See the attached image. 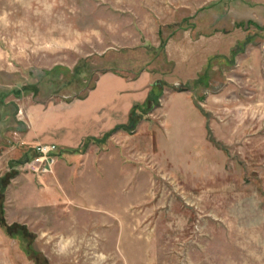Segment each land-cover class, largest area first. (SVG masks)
<instances>
[{
  "label": "rangeland",
  "instance_id": "obj_1",
  "mask_svg": "<svg viewBox=\"0 0 264 264\" xmlns=\"http://www.w3.org/2000/svg\"><path fill=\"white\" fill-rule=\"evenodd\" d=\"M104 71L152 73L150 147L83 149L93 169L118 151L115 173L20 170L26 110ZM2 144L0 264H264V0H0Z\"/></svg>",
  "mask_w": 264,
  "mask_h": 264
},
{
  "label": "crops",
  "instance_id": "obj_2",
  "mask_svg": "<svg viewBox=\"0 0 264 264\" xmlns=\"http://www.w3.org/2000/svg\"><path fill=\"white\" fill-rule=\"evenodd\" d=\"M151 75L149 71H143L135 78H127L114 71H104L100 73L93 88H90L84 97L76 98L65 105L39 104L26 110L29 123L28 127L24 128L22 125L20 128L21 137L29 145L28 147L37 143H55L69 150L68 157L58 160L56 172H120L118 168H115L120 160L117 150H115L117 152L111 151V154L103 150L101 154H95L93 169L91 168L93 156L83 149L91 143L100 148L105 137L111 135V140H114L121 134L127 136L125 139L128 142L150 147L153 141L151 133L142 135L144 138H141L142 136H137L139 132L136 131L139 125L138 128L131 130L121 126H127L130 123L133 111L144 112L149 108L153 93ZM172 93L186 95L185 97L189 98L187 102L189 108L202 115L192 98V90L172 91L170 94ZM138 115V124L142 128L145 124L141 122L142 120L140 121V115ZM202 118L205 122L203 115ZM119 129H124L126 132H120ZM3 146V144L0 145V147ZM28 147L22 146L8 154L10 158L8 164H13L17 154H20L22 160L29 158L31 154L27 150L30 149ZM79 150L84 152L83 157L79 158L80 161L83 160V165L73 166L70 161L76 157L72 153ZM3 172L9 171L6 168Z\"/></svg>",
  "mask_w": 264,
  "mask_h": 264
},
{
  "label": "built area",
  "instance_id": "obj_3",
  "mask_svg": "<svg viewBox=\"0 0 264 264\" xmlns=\"http://www.w3.org/2000/svg\"><path fill=\"white\" fill-rule=\"evenodd\" d=\"M33 147V146H32ZM34 156L31 160L21 164L20 170H28L36 177L43 174H51L55 171V165L58 160L59 149L55 143H39L34 145ZM26 165V166H25Z\"/></svg>",
  "mask_w": 264,
  "mask_h": 264
},
{
  "label": "trees",
  "instance_id": "obj_4",
  "mask_svg": "<svg viewBox=\"0 0 264 264\" xmlns=\"http://www.w3.org/2000/svg\"><path fill=\"white\" fill-rule=\"evenodd\" d=\"M180 90H183V87H181L180 88ZM152 92H153V90H151ZM81 97V96H80ZM79 97V98H80ZM84 97V96H83ZM154 98H156L155 96H154V94L152 93V96H151V100L153 101V99ZM157 105H159V104H157ZM149 108H151V106H149ZM147 111H149V110H147ZM135 115H137L136 114V111H133L132 112V115H131V121H130V123L129 124H127V126L126 125H123V126H121L122 128H126V130H131L132 128H134V126H135V122H136V119H135Z\"/></svg>",
  "mask_w": 264,
  "mask_h": 264
},
{
  "label": "water",
  "instance_id": "obj_5",
  "mask_svg": "<svg viewBox=\"0 0 264 264\" xmlns=\"http://www.w3.org/2000/svg\"><path fill=\"white\" fill-rule=\"evenodd\" d=\"M179 90H180V88H179Z\"/></svg>",
  "mask_w": 264,
  "mask_h": 264
}]
</instances>
